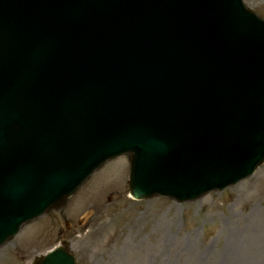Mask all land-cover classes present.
<instances>
[{
    "label": "water",
    "instance_id": "water-1",
    "mask_svg": "<svg viewBox=\"0 0 264 264\" xmlns=\"http://www.w3.org/2000/svg\"><path fill=\"white\" fill-rule=\"evenodd\" d=\"M159 1L170 5L166 12L167 28L173 27L172 32L174 30L176 34L175 26L179 22L183 24V29L178 30L176 47L170 51V57H177L175 66L171 64L172 86L166 93H162L156 85H152L138 96L133 95L132 86L134 87L138 81L140 86L144 80H151V74L146 70L141 72L140 79L136 77L128 83L102 84L97 89L89 91V88L82 86L85 94L90 92L91 99L97 100L94 105L96 109H99V121L91 120V123L95 122V124L88 125L82 131V137H85V132H90L91 128L96 131L102 129L101 127L105 131L106 128L108 131L121 129L122 135L118 132L110 137L133 141L150 156L145 163L146 169L151 172L149 181L151 191L158 188V184L172 183L178 190L191 191L195 194L205 191L207 186L224 178L230 170L248 169L247 172H250L264 161V117H262L264 115L262 114L264 110V25L257 28L259 33L256 35L245 36V40H250L247 42L249 47L256 48L257 45L254 42H258V48L254 51L247 47L248 45H237L238 42L243 41L244 33L236 39L235 31L229 30L226 26V22L231 19L240 18L242 8L239 0H221L212 14L204 9L208 5V0ZM75 12L78 16H84L77 10ZM191 24H196L200 32L196 34ZM243 29L247 30L248 26L245 25ZM223 30L225 32L220 34ZM217 41L223 43L225 48L231 49L229 50L232 54L229 53V57L223 55L224 67L212 74L209 72L207 76L201 73V70L197 72L201 67L189 72L196 65L197 44L206 43L215 46ZM49 45L50 43L45 46V49H49ZM248 50L254 53L247 55ZM208 55L204 53L200 58L203 66L207 65L210 59ZM3 58L5 55L1 51L0 63L3 62ZM156 58L159 65H162V57L157 55ZM257 59L261 60L257 61L256 65ZM245 65L249 67L241 68ZM253 67L257 72H253ZM240 68L241 71L236 73ZM163 69V75L168 76L170 74L168 68ZM230 73L233 79L228 80ZM259 77L260 86H256ZM7 78L12 80L16 87L21 85L13 74H8ZM240 87L243 89L247 87L248 90L241 92L242 99L238 103ZM256 88L258 91L253 92ZM26 91H31V88H27ZM137 97L140 99L131 101ZM65 98L68 107L77 106L73 102L75 100L72 95L65 92ZM169 101L173 103L171 108L168 107ZM104 106L111 111L101 116ZM177 109L181 111L180 117L167 130L162 122V112ZM13 113L14 121L17 120L18 115L15 111ZM19 114L23 115L20 106ZM252 117L261 118L254 122ZM18 122L20 121L12 122L11 127H6L7 123L2 117L0 108V200H3L1 195L14 194L15 196L8 197L14 202L13 205L16 204L14 207L18 208L19 213L22 210L18 207L19 202L27 197V193L34 192L39 198H45L44 200L57 197L46 202L41 212L52 207H60L83 179L92 172L91 169L86 173L90 167L97 161L100 165L104 160L99 161L96 158L91 163L85 162L75 157L72 149L68 151L55 149L49 143V151L38 158L39 168L47 172L40 173L33 167L16 169V166H12L15 160L11 161V159L13 152H20V145L18 148L9 147L8 150L4 149L3 145L4 137L13 135L17 131L13 128V124ZM126 123L134 129L129 128ZM125 127L129 129V132L124 131ZM19 128L20 126L17 129ZM108 131L105 137H108ZM24 141L26 146L32 143L28 136L24 138ZM81 141L85 149L92 148L88 139ZM66 142L69 143L70 140ZM158 145L163 146L159 151L155 150ZM241 146L243 149L241 158L234 156L233 152L240 151ZM5 151L8 153L6 154ZM231 158L234 164H229ZM37 181H40L42 186L34 188ZM132 193L136 197L149 194L146 191V195L141 194L135 189ZM21 194H24L22 199ZM40 211L38 213H41ZM25 220L22 219V221ZM12 234L9 233V236ZM40 264H75V261L64 248L45 257Z\"/></svg>",
    "mask_w": 264,
    "mask_h": 264
},
{
    "label": "rangeland",
    "instance_id": "rangeland-1",
    "mask_svg": "<svg viewBox=\"0 0 264 264\" xmlns=\"http://www.w3.org/2000/svg\"><path fill=\"white\" fill-rule=\"evenodd\" d=\"M264 17V0H245ZM125 157L95 172L60 210L0 247V264H31L66 239L77 264H264V164L193 201L128 195Z\"/></svg>",
    "mask_w": 264,
    "mask_h": 264
}]
</instances>
